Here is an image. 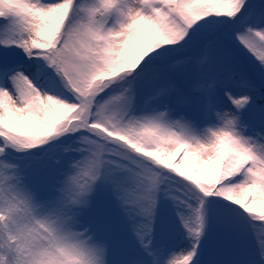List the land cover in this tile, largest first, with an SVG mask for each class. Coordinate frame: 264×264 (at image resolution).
I'll return each instance as SVG.
<instances>
[{
  "label": "snow or ice",
  "instance_id": "1",
  "mask_svg": "<svg viewBox=\"0 0 264 264\" xmlns=\"http://www.w3.org/2000/svg\"><path fill=\"white\" fill-rule=\"evenodd\" d=\"M0 264H264V0H0Z\"/></svg>",
  "mask_w": 264,
  "mask_h": 264
}]
</instances>
